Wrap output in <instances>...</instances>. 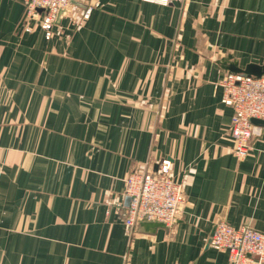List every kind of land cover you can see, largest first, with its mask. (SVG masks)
Listing matches in <instances>:
<instances>
[{
	"label": "crops",
	"instance_id": "1",
	"mask_svg": "<svg viewBox=\"0 0 264 264\" xmlns=\"http://www.w3.org/2000/svg\"><path fill=\"white\" fill-rule=\"evenodd\" d=\"M77 1L47 39L0 0V264H231L208 240L264 233V126L237 158L217 61L263 62L264 0ZM163 159L182 215L131 231L125 179Z\"/></svg>",
	"mask_w": 264,
	"mask_h": 264
},
{
	"label": "built area",
	"instance_id": "2",
	"mask_svg": "<svg viewBox=\"0 0 264 264\" xmlns=\"http://www.w3.org/2000/svg\"><path fill=\"white\" fill-rule=\"evenodd\" d=\"M70 1L23 0L25 18L40 12V26L48 39L59 10L66 8ZM145 1L168 4L175 0ZM91 8H85V18ZM218 85L223 89L221 101L233 110L232 151L237 158H242L250 149L251 138L261 129L250 119L264 120V76L225 72ZM123 193L129 198L123 211V223L131 231L142 221H157L172 226L181 217L187 202L184 186L171 176L167 159L161 161L156 171L148 168L132 170L125 179ZM209 245L226 251L231 264H264V233L248 225L235 227L219 218L214 222Z\"/></svg>",
	"mask_w": 264,
	"mask_h": 264
},
{
	"label": "water",
	"instance_id": "3",
	"mask_svg": "<svg viewBox=\"0 0 264 264\" xmlns=\"http://www.w3.org/2000/svg\"><path fill=\"white\" fill-rule=\"evenodd\" d=\"M73 6H78V7H85L82 3L76 0L70 1L69 5L66 8H63L59 10L56 21L55 23H59L61 19L71 10ZM39 11V10H38ZM25 23V14L23 16V19L20 23V26ZM19 26V27H20ZM218 64L222 67V69L227 72V73H232V74H241L244 76H251V77H261L264 76V60L261 64H256V63H248L246 64L243 68L238 67L237 65V60L233 59L230 55H226L223 58L219 59ZM250 122L254 125L263 127L264 126V120L258 119V118H251ZM158 227H163L167 228L166 225H164L161 222L157 221H142L139 222L136 227L135 231H143V232H152L155 230V228ZM213 231V229H212ZM212 231L210 233V236L212 234ZM210 236L208 240V244L210 242Z\"/></svg>",
	"mask_w": 264,
	"mask_h": 264
},
{
	"label": "rangeland",
	"instance_id": "4",
	"mask_svg": "<svg viewBox=\"0 0 264 264\" xmlns=\"http://www.w3.org/2000/svg\"><path fill=\"white\" fill-rule=\"evenodd\" d=\"M77 1V0H76ZM163 5H165V4H163ZM73 8V7H72ZM57 23H54V25L52 26V30H51V35H50V37L52 36V31H53V28L55 27V25H56ZM50 37L48 38V39H50Z\"/></svg>",
	"mask_w": 264,
	"mask_h": 264
}]
</instances>
